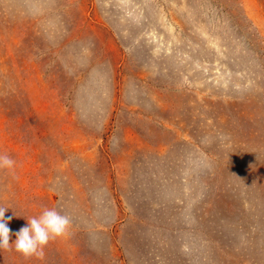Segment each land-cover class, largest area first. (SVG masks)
I'll return each mask as SVG.
<instances>
[{
  "label": "rangeland",
  "instance_id": "rangeland-1",
  "mask_svg": "<svg viewBox=\"0 0 264 264\" xmlns=\"http://www.w3.org/2000/svg\"><path fill=\"white\" fill-rule=\"evenodd\" d=\"M0 154V264H264V0H0Z\"/></svg>",
  "mask_w": 264,
  "mask_h": 264
},
{
  "label": "clouds",
  "instance_id": "clouds-1",
  "mask_svg": "<svg viewBox=\"0 0 264 264\" xmlns=\"http://www.w3.org/2000/svg\"><path fill=\"white\" fill-rule=\"evenodd\" d=\"M16 161L6 154H0V169L12 170ZM7 208L0 207V248H11L25 256L43 255L50 240L67 235L70 220L56 208H46L39 216L27 219V224L14 233L16 239L10 243L13 231L9 227L12 217L6 218Z\"/></svg>",
  "mask_w": 264,
  "mask_h": 264
}]
</instances>
